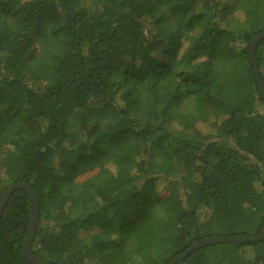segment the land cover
I'll return each instance as SVG.
<instances>
[{"label": "trees", "instance_id": "obj_1", "mask_svg": "<svg viewBox=\"0 0 264 264\" xmlns=\"http://www.w3.org/2000/svg\"><path fill=\"white\" fill-rule=\"evenodd\" d=\"M263 30L264 0H0V204L29 185L30 254L167 264L255 237L264 101L248 43ZM255 61L264 88V40ZM31 221L16 189L0 264H30ZM212 263L264 264V240L178 264Z\"/></svg>", "mask_w": 264, "mask_h": 264}, {"label": "water", "instance_id": "obj_2", "mask_svg": "<svg viewBox=\"0 0 264 264\" xmlns=\"http://www.w3.org/2000/svg\"><path fill=\"white\" fill-rule=\"evenodd\" d=\"M264 40V30L261 31L260 33L252 36L249 40L248 43V52L250 56V60L253 66V73L254 76L256 77L257 80V85L259 88L260 95L264 101V88L262 85V82L259 77V72L257 68V64L255 61V47ZM16 189H22L26 192L28 195L30 202H31V208H32V221H31V226H30V231L27 239L25 240V243L23 245V251L22 255L26 259V261L30 264H48L44 261H41L37 258H35L33 255L30 254L29 252V247L30 244L34 238L35 230L37 227V218H38V205L37 201L35 199V196L31 192V189L29 185L26 183H17L12 185L4 194L2 197V202L0 204V213L7 201V199L11 196V194L16 190ZM264 240V225L261 228L260 232L253 238H247V237H225V236H220V237H212V238H205L202 240H199L195 243H193L189 248H187L182 254L178 255L175 257L173 260L168 262L167 264H178L180 261H182L186 256L191 254L194 251H197L201 248L207 247V246H214V245H220V244H244V243H256Z\"/></svg>", "mask_w": 264, "mask_h": 264}, {"label": "rangeland", "instance_id": "obj_3", "mask_svg": "<svg viewBox=\"0 0 264 264\" xmlns=\"http://www.w3.org/2000/svg\"><path fill=\"white\" fill-rule=\"evenodd\" d=\"M233 23H234V21H231V24H232V26L234 25ZM219 247H225V248H219ZM219 247H217V248H218V250H225V249L227 248V246H226V245L219 246ZM212 261H214V259H212ZM135 262H136L137 264H139L137 260H135ZM212 264H214V263H212Z\"/></svg>", "mask_w": 264, "mask_h": 264}]
</instances>
